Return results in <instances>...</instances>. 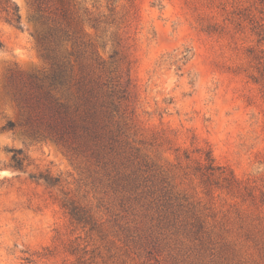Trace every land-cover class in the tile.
Here are the masks:
<instances>
[{"label":"rangeland","instance_id":"1","mask_svg":"<svg viewBox=\"0 0 264 264\" xmlns=\"http://www.w3.org/2000/svg\"><path fill=\"white\" fill-rule=\"evenodd\" d=\"M14 1L19 24L0 0V264H264V0H69L66 19ZM57 26L77 101L120 128L113 151L25 125L16 95L50 72L41 37Z\"/></svg>","mask_w":264,"mask_h":264},{"label":"trees","instance_id":"2","mask_svg":"<svg viewBox=\"0 0 264 264\" xmlns=\"http://www.w3.org/2000/svg\"><path fill=\"white\" fill-rule=\"evenodd\" d=\"M50 1L57 5L56 10L66 19V5L69 0ZM3 3V10L6 11L9 20L19 24L21 21L19 6L14 0H3ZM54 31L41 37L44 57L51 63L50 72L43 78L35 77V80L30 82V89H35L34 92L25 93L24 95L20 93L19 96L15 94L19 105L27 115L25 125L30 126L32 132L38 137L51 138L64 143L69 140H78L85 145H92L94 148L93 154H95V141L97 146H103L113 151L116 143L119 142L120 128L113 129L106 123H101L98 112L95 110V104L90 103V101L88 104V98L84 97L86 103L77 101L78 96L74 93V87L77 89V93L81 95L82 85L80 82L75 85L72 84L69 67L57 52V47L62 39L70 35L68 30L61 26H57ZM52 41L55 42L56 47L52 46ZM2 46L0 40V47ZM127 88L128 86H124L119 89V94H122L118 96V98H121L120 101H122V98H128ZM115 94L117 93H114V91L110 93L108 96L110 101L107 102V105H102L106 108L105 113L109 118L115 111L119 110V105L114 99ZM71 96L76 98L72 100ZM83 105L84 107H82ZM16 127L17 124L13 120H9L6 125L8 129H15ZM13 152L16 166H21L24 159L18 155L22 152L19 150H13ZM207 159L213 160L210 153H208ZM137 178V176L133 178L135 183H137ZM46 179L53 182L51 178ZM71 213L76 219L82 220V216L74 209Z\"/></svg>","mask_w":264,"mask_h":264}]
</instances>
